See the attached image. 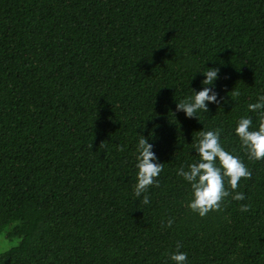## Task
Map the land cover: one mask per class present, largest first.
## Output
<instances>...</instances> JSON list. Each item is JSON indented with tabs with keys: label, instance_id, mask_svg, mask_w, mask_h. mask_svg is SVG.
I'll use <instances>...</instances> for the list:
<instances>
[{
	"label": "trees",
	"instance_id": "trees-1",
	"mask_svg": "<svg viewBox=\"0 0 264 264\" xmlns=\"http://www.w3.org/2000/svg\"><path fill=\"white\" fill-rule=\"evenodd\" d=\"M208 68L219 103L189 118ZM261 95L264 0H0V264H264V158L235 131ZM217 129L251 177L201 216L177 170ZM142 136L163 169L137 197Z\"/></svg>",
	"mask_w": 264,
	"mask_h": 264
},
{
	"label": "clouds",
	"instance_id": "clouds-1",
	"mask_svg": "<svg viewBox=\"0 0 264 264\" xmlns=\"http://www.w3.org/2000/svg\"><path fill=\"white\" fill-rule=\"evenodd\" d=\"M220 69L208 68L204 72L205 78L202 80V90L196 91L192 97L178 101L177 111H184L186 116L192 118L197 116L198 111H208V103H219V93L214 90V82L218 79ZM213 85V87H207ZM235 98L240 95L238 91L231 93ZM250 111L258 112L259 126L258 130H250L252 125L251 118H241L238 126L235 129L239 136L242 147L248 152L249 159L259 160L264 158V95L259 96L256 103L248 105ZM220 130L215 131H200L199 138L193 142V147L200 156L197 163H192L188 166V170L183 167L177 170V174L189 181L193 190V199L189 207L193 211L199 212L201 216L207 214L210 210H219L223 198L230 195V192L225 189L224 178L227 177L232 190L238 188V182L243 178H250L251 172L240 161L239 158L231 155L223 149L219 143ZM153 145L148 142V139L142 136L137 145V160L136 167L138 168L137 183L134 186V192L137 197L141 193L146 192L148 187L154 183L158 186V181L155 180L163 169V164L157 161L156 153L152 150ZM123 148H121V151ZM219 159L220 167L216 166V160ZM240 201L244 200L245 196L241 192H236L232 197ZM144 204L149 203V197L144 196ZM250 205H241L240 210L247 212ZM171 221H169V226ZM182 247L177 243V249ZM171 260L175 264H186L187 254L177 251L171 255Z\"/></svg>",
	"mask_w": 264,
	"mask_h": 264
},
{
	"label": "rangeland",
	"instance_id": "rangeland-1",
	"mask_svg": "<svg viewBox=\"0 0 264 264\" xmlns=\"http://www.w3.org/2000/svg\"><path fill=\"white\" fill-rule=\"evenodd\" d=\"M18 243V238L9 239L7 237V233L3 232L2 234H0V253H4L16 248L18 246Z\"/></svg>",
	"mask_w": 264,
	"mask_h": 264
}]
</instances>
